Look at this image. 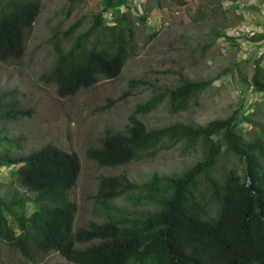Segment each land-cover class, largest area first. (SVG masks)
<instances>
[{
	"label": "trees",
	"instance_id": "1",
	"mask_svg": "<svg viewBox=\"0 0 264 264\" xmlns=\"http://www.w3.org/2000/svg\"><path fill=\"white\" fill-rule=\"evenodd\" d=\"M74 2L69 0L67 14ZM129 2L103 0V9L88 30L76 34L80 26L76 22L61 38L55 37V61L43 79L55 86L59 98L120 76L131 55V19L144 24L148 18ZM116 5L123 10L112 14ZM218 9L223 21L235 20L227 29L242 21L236 10ZM40 11L39 0H0V64H17L23 58ZM106 12L112 16L109 23L103 18ZM204 16L199 10L194 21ZM227 29L214 28L212 35L235 40ZM75 34L70 48L63 51L62 42ZM263 59L256 61L248 86L264 99ZM139 84L144 82L130 80L121 97ZM210 85L181 78L173 88H159L134 108L122 130L106 129L99 145L86 150L87 159L111 169L151 160L178 144L187 154L196 153L197 160L179 174L154 173L143 184L131 183L125 174L99 176L91 199L102 221L91 220L85 228L74 229L77 204L69 198L80 172L76 153L51 144L23 157L0 152V168L12 169L15 182L33 195L16 199L13 191L11 198H0V240L30 261L55 252L74 264H264V129L251 118L257 107L235 110L202 126L174 122L149 130L140 119L162 103L172 113L185 111ZM6 97L0 93V122L25 115ZM244 125L254 130H244ZM1 144L11 145L12 140L0 137ZM226 155L235 159L239 170L222 167L220 159ZM120 198L130 206L116 205Z\"/></svg>",
	"mask_w": 264,
	"mask_h": 264
},
{
	"label": "rangeland",
	"instance_id": "2",
	"mask_svg": "<svg viewBox=\"0 0 264 264\" xmlns=\"http://www.w3.org/2000/svg\"><path fill=\"white\" fill-rule=\"evenodd\" d=\"M39 1L41 11L26 42L23 58L17 64H0V93H5L6 101L14 103L17 110L25 112L21 117L0 122V137L12 140L11 145L1 144L0 152L23 157L51 144L77 154L80 172L74 188L69 191V198L77 204L75 230L87 227L91 220L102 221L94 213L91 199L97 190L99 176L125 174L131 183L143 184L154 173L166 176L179 174L197 160L196 153L187 154L179 144L161 151L151 160L130 162L114 169L99 167L86 158V150L99 145L106 129L122 130L134 108L148 100L159 88H173L181 78L211 82L185 111L172 113L162 103L154 111L140 115L149 130L174 122L202 126L215 119H224L235 110L248 111L251 106L258 109L252 120L264 129V99L248 86L256 61L264 58L261 54L264 37L259 42L242 39L236 43L234 40L216 39L212 35L214 28L227 29L235 22L233 17L223 21L219 13L218 8L229 10V0H186L181 4L172 0L129 2L138 14L144 10L148 18L144 24L131 19L134 30L131 55L120 76L115 80H101L67 98H59L55 86L43 79L55 61L53 41L55 37L61 38L62 32L76 22H80L76 34L88 30L93 17L103 9V0H76L69 14L66 7L69 0ZM240 4H243L240 8L244 11L252 13L259 10L257 0L253 3L244 0L237 6ZM115 8L111 10L112 14L123 10L117 5ZM199 10L207 16L196 22L194 18ZM111 17L110 12L103 14L106 22ZM232 29H227V33L230 34ZM54 33L56 35L52 38ZM154 33L156 35L150 37ZM76 34L62 42L63 51L70 48ZM262 63L264 65V59ZM133 79L142 80L144 84L130 88L129 94L121 97L128 90V82ZM117 98L121 99L113 101ZM242 127L254 130L246 125ZM250 138L257 139L252 133ZM220 161L225 169L234 167L239 170L232 156L226 155ZM11 171L0 168V198H11L13 191H16V199L32 198V194L26 193L15 182ZM23 193L25 196L21 195ZM114 203L130 206L124 198ZM28 208L30 210L31 206L28 205ZM7 218L10 225H14L12 217L7 215ZM77 247L80 248L79 245ZM0 264L74 263L55 252L30 261L0 240Z\"/></svg>",
	"mask_w": 264,
	"mask_h": 264
},
{
	"label": "crops",
	"instance_id": "3",
	"mask_svg": "<svg viewBox=\"0 0 264 264\" xmlns=\"http://www.w3.org/2000/svg\"><path fill=\"white\" fill-rule=\"evenodd\" d=\"M255 2V0H253ZM253 1L251 0V3H253ZM244 3V0H236L235 2H231L230 0L228 1L227 5H229L230 8H228L229 10H236L238 12V14H240L242 16V21L240 22V24L237 27H241V26H250L254 31H256V38H263L264 37V0H257L258 2V9L255 12H248V11H244L243 9H241L240 7H243V4H240L239 6L238 3ZM120 11V10H119ZM243 38L240 39H235L234 41L236 43H239V41H241ZM244 43L246 42L245 40L243 41ZM242 42V43H243ZM259 42V41H257ZM263 41H261L260 43H262Z\"/></svg>",
	"mask_w": 264,
	"mask_h": 264
},
{
	"label": "built area",
	"instance_id": "4",
	"mask_svg": "<svg viewBox=\"0 0 264 264\" xmlns=\"http://www.w3.org/2000/svg\"><path fill=\"white\" fill-rule=\"evenodd\" d=\"M131 3L135 4V0H131ZM256 34H257L256 31H254L250 26H241V27L234 28V29H232V32L230 33V35L236 39L243 38L246 40H251V39L255 38ZM261 54L264 55V48H263V52Z\"/></svg>",
	"mask_w": 264,
	"mask_h": 264
}]
</instances>
